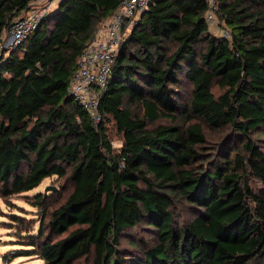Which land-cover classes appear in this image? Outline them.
<instances>
[{
  "label": "trees",
  "instance_id": "1",
  "mask_svg": "<svg viewBox=\"0 0 264 264\" xmlns=\"http://www.w3.org/2000/svg\"><path fill=\"white\" fill-rule=\"evenodd\" d=\"M38 1L0 0V36ZM122 1L61 0L0 57V198L41 210L37 229L13 216L29 253L44 264H264V0H218L228 37L210 30L204 0H151L95 126L68 89ZM51 177L71 185L57 207L23 195Z\"/></svg>",
  "mask_w": 264,
  "mask_h": 264
},
{
  "label": "built area",
  "instance_id": "2",
  "mask_svg": "<svg viewBox=\"0 0 264 264\" xmlns=\"http://www.w3.org/2000/svg\"><path fill=\"white\" fill-rule=\"evenodd\" d=\"M60 1L39 0L34 3L27 13L14 22L7 34L4 32L0 36V57L3 53L8 56L21 46L38 28L44 17L56 9ZM204 1L207 3L205 19L210 30L224 37L230 36V31L218 19V0ZM150 2L151 0H123L102 23L81 54L68 92L89 113L95 126L102 120L100 99L107 87L115 57L134 23L147 11Z\"/></svg>",
  "mask_w": 264,
  "mask_h": 264
},
{
  "label": "rangeland",
  "instance_id": "3",
  "mask_svg": "<svg viewBox=\"0 0 264 264\" xmlns=\"http://www.w3.org/2000/svg\"><path fill=\"white\" fill-rule=\"evenodd\" d=\"M7 40H10V37H7ZM112 134L111 138L114 146L119 147L121 140L118 134L114 130ZM218 135L220 134H214L215 137H218ZM260 138L264 142V136ZM250 185L256 190L263 188L261 182L254 177L250 179ZM47 187H56L57 191L48 190L47 194H45ZM70 188V183H66L64 179L51 177L45 179L38 187L23 195L32 197L43 194L47 199V208L52 210L62 203L64 195ZM41 214V210L30 206L23 199V196H15L8 200L0 198V264H44V261L38 256L29 253L32 247L26 244L27 233L20 232L19 226H17L18 222H15L13 217L14 215L24 217L28 220L25 221L27 225L30 227L34 226V229H37L40 224ZM80 264H91V261L82 260Z\"/></svg>",
  "mask_w": 264,
  "mask_h": 264
},
{
  "label": "water",
  "instance_id": "4",
  "mask_svg": "<svg viewBox=\"0 0 264 264\" xmlns=\"http://www.w3.org/2000/svg\"><path fill=\"white\" fill-rule=\"evenodd\" d=\"M50 190V191H53V192H56L57 191V188L56 187H47L45 189V194H47V191Z\"/></svg>",
  "mask_w": 264,
  "mask_h": 264
},
{
  "label": "crops",
  "instance_id": "5",
  "mask_svg": "<svg viewBox=\"0 0 264 264\" xmlns=\"http://www.w3.org/2000/svg\"><path fill=\"white\" fill-rule=\"evenodd\" d=\"M6 33V32H5ZM7 34V33H6Z\"/></svg>",
  "mask_w": 264,
  "mask_h": 264
}]
</instances>
